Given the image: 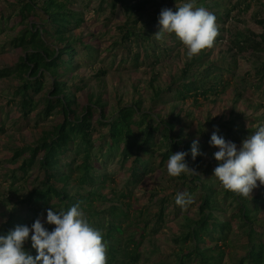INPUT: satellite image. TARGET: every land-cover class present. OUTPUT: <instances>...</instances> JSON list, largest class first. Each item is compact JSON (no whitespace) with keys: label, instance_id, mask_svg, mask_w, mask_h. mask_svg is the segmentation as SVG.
<instances>
[{"label":"trees","instance_id":"1","mask_svg":"<svg viewBox=\"0 0 264 264\" xmlns=\"http://www.w3.org/2000/svg\"><path fill=\"white\" fill-rule=\"evenodd\" d=\"M162 1L176 3L173 11L192 2ZM223 1H228L229 6ZM252 1L194 0V3L213 13L216 23L226 24L233 10H248ZM153 2L18 0L10 10L6 7L0 9V32L8 24L10 29L22 25L10 45L24 51L15 65L0 69V78H17L7 104L20 112L17 121L22 125L30 122L28 119L32 115L33 125L38 127L42 126L38 123L50 116L56 118L52 126L42 129L35 140L12 149L10 160L19 164L7 176L13 181L29 184L32 174L37 171L40 184H33L22 198L16 196L14 203L1 212L0 235L8 234L17 225L31 227L41 217L51 231L54 225L46 223L47 210L67 211L79 203L89 223L102 232L107 242L108 264H138L143 258L141 246L145 239L157 234L170 220L171 205L177 212L181 207L175 203L176 196L165 195L159 199L155 212L140 209L134 215L131 212L133 187L157 167L163 166L171 154L183 151L188 153L185 159L189 167L196 172L201 170V174L180 175L183 181L191 182L188 191L180 193L186 192L193 197L194 202L189 206L197 211L193 218L186 217L185 231L173 238L177 248L173 252L174 259L166 264H223L226 257L227 264H264V190L247 198L228 192L213 175L214 169L210 168L208 173L210 161L203 158V154L195 160L191 156L193 141L198 140L199 151L203 153L211 146L209 141L214 131L218 130L217 134L226 141L237 142L258 129L250 128L248 136L246 131L232 129V124L225 120L222 127L226 131L216 124V130L207 134L201 132V138L196 139L187 130L186 116L173 112L161 115L153 111L151 104L166 103L164 94L167 91L173 95L167 103L188 99L194 104L213 101L234 79L237 53L246 50L251 54L264 52V31L261 34L239 29L233 32L231 26L227 36L231 45H228L236 54L224 55L220 59L222 63L210 59L215 46H224L225 43L223 31H219L214 46L186 61L177 78L165 88L154 86L157 73L153 76V95L146 106L140 98L119 104L109 112L103 96L92 92L87 95L86 103L77 100V94L85 88L86 82L79 80L74 72L89 64L96 67L102 61L99 59L101 52L87 36L74 34L84 26L86 10L107 12L105 19L108 23L122 9L125 22L117 26L119 41L113 44L120 69L157 65L162 56L169 58L174 50L183 47L175 34H165L160 40L156 38L155 34L160 30V12L142 18ZM216 7L222 10L213 12ZM14 9L16 16L12 19ZM33 16L38 18V24L33 23ZM257 23L264 27V17L258 18ZM224 62L229 66H224ZM258 64L252 73L246 75L257 76L254 84L264 91V62ZM106 73L105 67H98L95 76ZM42 91L44 94L36 97ZM4 106H0V137L6 131V119L1 116ZM232 123L236 124L234 119ZM123 169L127 174L122 184L123 180L119 181L118 177ZM8 187L3 188L0 181V196L14 197L17 188L13 184ZM234 224L244 240L239 255L229 249L234 244L231 239L236 232ZM24 249L33 256L37 254L30 239Z\"/></svg>","mask_w":264,"mask_h":264},{"label":"rangeland","instance_id":"2","mask_svg":"<svg viewBox=\"0 0 264 264\" xmlns=\"http://www.w3.org/2000/svg\"><path fill=\"white\" fill-rule=\"evenodd\" d=\"M18 0H0V9L8 8L9 10L13 5L18 4ZM224 3V1L222 2ZM179 4V3H177ZM228 4V1L224 3ZM176 3H166L162 0H154L153 5L149 8L147 13L142 14V18L146 19L148 14L154 12H160L163 8H174ZM229 6V4L227 5ZM15 10L12 12V19L15 18ZM222 10L216 7L213 12ZM120 11V9H118ZM7 14V11H6ZM107 12L96 13L92 10H86L84 13L85 23L83 27L76 30L74 34H82L87 36L94 46L101 52L99 59L101 61L96 67L89 64V66H82L77 72V78L79 80H85V88L79 91L77 94V100L86 103L87 95L92 92L96 96L102 95L107 102V111H112L119 104H128L133 100L142 98L143 106L149 104L153 95L151 87L153 76L157 73V78L154 86H160L165 88L170 84L174 78H177V74L180 72L183 65L188 61L186 57V49L181 47L174 50L170 57L162 56L161 62L154 66H145L141 69H133L130 64L126 69L118 68L119 57L115 56L113 46L115 41H119L120 31L118 25H123L125 18L121 9V12L116 14L115 18L110 22H106L105 16ZM264 17V0H253L250 9L240 10L235 9L231 13V18L228 23H217L220 32L224 34V46L216 45L215 51L211 54L210 59L222 63L220 59L226 55L227 57L236 54L235 49H229L227 36L229 31L233 28V32L237 29L254 32L261 34L264 31V27L257 23V19ZM33 18V23L38 24V18ZM232 26V28H231ZM11 25L8 24L4 31L0 32V69L9 65H15L19 57L23 55L22 49L11 48L10 41L17 35L18 30L22 25H17L15 29H10ZM231 28V29H230ZM226 44V45H225ZM229 44V45H228ZM223 47L221 49V47ZM111 48V49H110ZM113 53V54H112ZM119 56H121L119 54ZM226 59L228 62L227 58ZM223 59V60H224ZM237 67L235 70V77L229 86L225 88L223 93L214 98L213 101H202L200 104H194L192 99L188 100H175L172 99L173 95L170 92H166V103L152 104L153 111L166 115L170 113H180L186 116L187 130L189 134L194 135L196 139L201 138L202 133H210L216 130V124H220L222 127L223 122L226 120L232 124V129H240L246 131L245 135L249 134L250 128L258 129L260 126H264V91L258 88L255 81L258 80L257 76L249 77L246 74L252 73L254 67H257L261 61L264 62V52L258 54H251L250 51H244L243 53H237ZM91 65V66H90ZM228 67L229 64H223ZM98 67H105L107 70L106 75L101 77L95 76V72ZM244 78L247 80L245 81ZM17 82L16 77H4L0 78V106H4L1 111L2 118L6 119V131L2 137H0V181L3 188H9L8 186L13 184L17 188V191L12 195L3 194L0 196V223L3 220L1 212L5 211L8 205L13 204L16 196L22 198L33 184H40V179H37V171L31 176L29 184H24L23 181H13L10 178L11 170L16 168L19 163H13L10 160V154L12 149L22 144H29L35 140L42 129L50 128L56 119L54 116H50L49 119H45L41 124V127L34 126V115L28 119L30 122L22 125L17 121L20 112L15 108L7 104L8 99L11 96L12 86ZM49 88V87H48ZM47 88V89H48ZM46 89V90H47ZM45 90V91H46ZM42 91L36 97H40L44 94ZM9 110V113H7ZM8 114V115H7ZM7 115V116H6ZM58 119L60 118L57 116ZM233 119L235 123H232ZM16 120V122H15ZM225 121V122H226ZM229 125V124H228ZM223 131H226L225 127ZM202 132V133H201ZM249 136V135H248ZM241 139L236 143L239 148L242 146ZM209 146V145H208ZM218 151L215 147H206L203 150V158L210 161L208 165V173L211 169H214L218 165V161L214 158V153ZM6 157V159H5ZM160 161V157H157V162ZM167 162L157 167L153 173H150L145 177L143 181L133 187V199L131 212L135 215L142 210H150L152 213L158 208V201L161 197L168 195L176 196L183 190L188 191V187L191 182L188 180L183 181L179 177H171L167 172ZM112 169V165L109 167ZM126 170L119 175V181L124 183L126 178ZM198 174H201L199 169ZM188 174V173H187ZM42 175L40 176V178ZM259 184V181L257 182ZM259 190H264V186H259L253 190L251 196L258 193ZM249 196V197H251ZM15 198V199H14ZM171 212L170 220H167L162 225L160 231L157 234H153L145 239L141 246L143 253L142 261L138 264H158V262L168 263L174 259L173 252L176 250L177 245L174 243L173 238L184 232L186 228V217L193 218L196 215L197 208L187 206L181 211H175L173 206L169 209ZM229 214V213H228ZM42 223L45 224V219L40 218ZM154 223V222H153ZM152 223V224H153ZM29 227V226H28ZM234 231H236L231 239L234 243L229 249H232L233 254H241L243 248L240 245L244 242L241 238V234L237 232V225L234 224ZM227 257L224 259L223 264H227Z\"/></svg>","mask_w":264,"mask_h":264},{"label":"clouds","instance_id":"3","mask_svg":"<svg viewBox=\"0 0 264 264\" xmlns=\"http://www.w3.org/2000/svg\"><path fill=\"white\" fill-rule=\"evenodd\" d=\"M155 34L158 40L165 34H175L186 49V57L191 60L205 49L214 46L219 34L216 17L205 7L184 3L173 11L163 8ZM214 131L210 145L218 149L214 158L218 165L213 175L223 189L244 198L251 196L254 189L264 186V126L242 141V146L226 141ZM198 140L191 147L192 159L202 155ZM187 152L171 154L167 162V172L171 177L182 173L198 174L186 162ZM259 181V184L257 183ZM194 202L189 193H178L175 203L181 209ZM46 223L54 225L49 231L40 218L28 227L17 225L6 235H0V264H108V245L102 232L93 227L86 218L79 203L67 211L47 210ZM31 240L36 255L29 254L24 244Z\"/></svg>","mask_w":264,"mask_h":264}]
</instances>
